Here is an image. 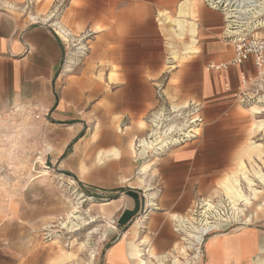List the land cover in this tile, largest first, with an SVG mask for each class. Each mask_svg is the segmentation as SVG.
Returning <instances> with one entry per match:
<instances>
[{"label": "crops", "instance_id": "0c3cea01", "mask_svg": "<svg viewBox=\"0 0 264 264\" xmlns=\"http://www.w3.org/2000/svg\"><path fill=\"white\" fill-rule=\"evenodd\" d=\"M42 1V13L54 9L58 11L56 19L53 13L51 17L42 13L26 17L24 11L15 9L17 0H0L13 5V9L0 10V111L32 108L55 122L72 120L68 124L72 130L67 133L69 139L57 144L62 149L54 156L55 161L69 140L88 128L91 114L103 111L124 118L146 113L154 106V85L160 74L149 67L172 62L166 44L176 39L168 25L184 9L189 13L185 19L195 26L197 41L193 52L185 51L191 41L186 33L182 40L185 45L178 51L179 68L169 76L166 88L170 92L173 88L181 98L203 103L206 119L212 112L226 110L233 120L228 124L208 122L198 139L154 158L145 171L149 189L138 193V200L133 195L129 196L131 201L125 198L139 213L142 198L153 205L154 210L146 214L145 229L139 230L138 221L130 227L119 226L114 240L103 249L99 264H140L132 246L141 248L149 258L165 256V261L175 258L180 264H264L263 220L261 224L211 235L193 257L182 249L180 235L174 230L176 217L185 215L196 200L220 193L225 177L246 171V136L239 124L242 115L224 86L237 84L241 71L251 78L256 71L251 62L226 71L206 70L210 63H227L233 58V48L222 36V14L208 8L204 0H64L61 10L60 0ZM29 16L35 21L28 20ZM59 28L71 35L88 36L84 41L88 54L74 74L62 67L65 43ZM95 66L102 68L91 73ZM124 67L136 68L131 71ZM99 72L104 74L102 79ZM126 72L131 73L129 79ZM114 80L124 83L112 95L100 82L108 85ZM80 113L82 119L76 124L75 114ZM231 128H235L233 135H239L231 140L220 139L213 131ZM103 157L116 164L133 161L130 155L123 157L122 149L99 159ZM124 171L115 176L130 179L132 165L126 164Z\"/></svg>", "mask_w": 264, "mask_h": 264}, {"label": "rangeland", "instance_id": "374dc122", "mask_svg": "<svg viewBox=\"0 0 264 264\" xmlns=\"http://www.w3.org/2000/svg\"><path fill=\"white\" fill-rule=\"evenodd\" d=\"M24 1L17 0L15 9L24 11L26 17L42 13V0H33L25 9L27 0L22 4ZM63 6L64 0H60L58 9L61 10ZM51 13L56 19L58 11L54 9L48 8L42 14L51 17ZM28 20L32 21L30 18ZM87 37V34H68V41L62 38L65 43L62 67L64 66L65 72L74 74L83 66L88 54L84 43ZM257 37L264 38V30L258 31ZM175 39L176 41L166 44L169 47L167 56H174L170 60L172 62L166 60L162 66L149 67L154 68L156 75L160 74L154 85V106L146 113L124 118L103 111L91 114L88 128L82 131L81 136L78 134L69 140L57 161L53 158L62 149L57 144L69 139L67 133L72 130L68 124L72 120L55 122L40 112L32 111V108L0 111V264H56L55 261L58 264V260L60 264H99L103 249L120 231L118 220L123 215H130L126 225L130 227L150 209L154 210L153 205L147 204V201L145 203L144 198L140 213L133 211V204L125 202L126 197L131 201L129 196L132 195L138 200V193L149 189L147 173L139 175L141 169L145 167L148 171L154 158L198 139L208 122L222 121L228 124L233 121L226 110L221 114L212 112L210 119H206L207 109L203 103L181 98L173 93V88L172 92L168 91V78L179 68L176 66L179 48L185 45L183 39ZM101 68L95 66L91 73L98 69L100 71ZM125 68L133 71L136 67ZM98 74H101L102 79L103 72ZM126 76L129 79L131 73L126 72ZM100 83L107 93L113 95L120 90L124 80H114L108 85L104 81ZM238 85L239 78L237 84H233V89L230 87L231 90L234 91ZM232 91L225 92L230 96ZM230 100L239 107L242 115L239 124L244 128L246 136V171H243L249 173L253 188L261 192L248 208L239 204L237 208L243 210V215L236 218L231 210L234 223L228 231L264 221L263 107L246 105L233 96ZM253 106L258 107L260 115L250 110ZM36 114L40 115L38 120L34 119ZM82 116V113L75 114L76 124ZM193 118L196 119L194 123L191 122ZM233 129L213 131H217L216 135L220 139L227 137L231 140L239 136L233 135ZM151 131L159 132V138L148 139ZM142 139L155 145H152V149L139 147ZM253 145L260 151L251 149ZM118 149H122L123 157L130 155L133 161L127 163L121 160L116 164L104 157L99 159L100 155L115 153ZM126 164L132 165V177L125 179L115 176V173L125 174ZM240 185L248 195L245 181L241 180ZM205 197L219 202L216 214L213 215H220L218 220L225 218L221 213H224L221 208L224 205L222 200L225 201L222 190ZM192 209L193 206L190 212ZM195 220L199 224L204 222L202 211H196ZM111 221H116L117 224L112 225ZM184 246L182 243V249ZM172 259L165 264H171ZM148 260L155 264L153 257Z\"/></svg>", "mask_w": 264, "mask_h": 264}, {"label": "built area", "instance_id": "2783aa9c", "mask_svg": "<svg viewBox=\"0 0 264 264\" xmlns=\"http://www.w3.org/2000/svg\"><path fill=\"white\" fill-rule=\"evenodd\" d=\"M32 3L33 0H27L24 9ZM204 3L208 8L222 14L224 22L222 36L233 48L231 61L218 64L210 63L207 70L226 71L231 67H240L251 62L256 71L255 78L249 77L246 72H241L238 87L232 91L226 84L224 90L232 91L233 98L241 99L246 105H260L264 110V38L257 37V32L264 30V0H204ZM10 9H13L11 5L0 3V10ZM39 118V114L34 116L35 120ZM191 122H196V119L193 118ZM222 202L224 205L221 208L224 213H221L225 215V218L221 220L217 219L220 215L216 217L213 215V213L216 214L215 209L219 202L216 199L208 198L198 199L193 205L192 212L189 210L185 215L174 220V230L180 235V240L185 244V247L189 248L186 251L191 257L201 251L204 241L211 235L226 232L233 227L234 221L231 218L230 205L226 199ZM196 211H202L204 216V222L201 224L195 220ZM142 217L138 220L139 230L145 229L143 224L147 217L146 215ZM111 224L114 225L117 222L111 221ZM202 228L207 231H203ZM142 254V257L147 256ZM153 261L158 264L154 258Z\"/></svg>", "mask_w": 264, "mask_h": 264}, {"label": "bare ground", "instance_id": "6f19581e", "mask_svg": "<svg viewBox=\"0 0 264 264\" xmlns=\"http://www.w3.org/2000/svg\"><path fill=\"white\" fill-rule=\"evenodd\" d=\"M187 2V1H186ZM184 6V5H183ZM187 6V5H186ZM185 8V6H184ZM181 9V8H180ZM189 13L187 11L184 10H180L179 13H178V16H176L174 19H172L171 21V27H170V32L173 33V36L175 38H177L178 40H182L186 33H188L190 35V44H188L186 47H185V51H188V52H193V45L194 43L197 41L194 40V27L191 23L187 22V20L185 19L186 16H188ZM29 18L32 20V21H35V18L34 17H31L29 16ZM194 20V19H193ZM192 20V21H193ZM195 24V23H194ZM57 29V28H56ZM196 29V28H195ZM57 33V32H56ZM58 33L61 35L62 38L68 40V33L63 30L62 28H59L58 29ZM189 38V37H188ZM197 51V50H196ZM172 54V53H171ZM174 58V56H172ZM172 58V59H173ZM250 110L255 113V114H258L260 115L261 114V111L258 110V107L257 106H253L250 108ZM262 112H264V110H262ZM262 122V121H261ZM153 123V122H152ZM161 123V122H160ZM259 124V123H258ZM156 125V124H155ZM161 125V124H160ZM262 127H264V122L262 123L261 125ZM260 127V126H259ZM157 128V127H156ZM172 128V127H171ZM170 128V129H171ZM158 129V128H157ZM169 129V128H168ZM259 129V128H258ZM154 131V130H153ZM151 131V134H150V138H154V139H158L159 138V132H153ZM167 131V130H166ZM161 132V131H160ZM174 132V130H173ZM165 136V134H164ZM167 136V135H166ZM171 136V135H170ZM160 140V139H159ZM153 141V140H152ZM161 141V140H160ZM165 142V141H164ZM177 142V141H176ZM139 144V143H138ZM141 144V145H140ZM140 144H139V147H145L147 149H152V145H155L153 144L152 142L148 143L146 140H141L140 141ZM162 145V144H161ZM251 149L255 150V151H260L257 146L253 145L251 146ZM262 153V152H260ZM249 159V158H248ZM251 163V162H250ZM255 165V164H254ZM264 165V164H263ZM256 167V166H255ZM257 168V167H256ZM145 167L143 169H141L140 171V174L139 175H143L145 174ZM245 171V170H244ZM241 172L239 175H236V176H227L223 179V181L220 182V189L222 190L223 194H224V197L225 199L229 202L230 204V207H231V210L232 212L234 213L233 215L237 218L239 215H243V210L242 209H238L237 207L239 206V204H243L245 206H250L251 205V202H253L254 199L257 198V196H259L260 192L257 191L256 189L253 188V182L251 181V179L249 178V173H244ZM240 172V171H239ZM238 173V172H237ZM259 174V173H258ZM262 174V173H261ZM260 174V175H261ZM239 176V177H238ZM256 177V176H255ZM243 180L245 181L246 185H247V190H248V195H246L242 189H241V185H240V181ZM256 180V179H255ZM264 181V180H263ZM260 183V182H259ZM247 192V191H246ZM264 194V193H263ZM263 199V198H262ZM262 205L264 206V203H262ZM262 207V206H261ZM261 209V208H260ZM126 215V214H125ZM175 217V216H174ZM177 218V217H176ZM173 219V218H172ZM203 231H207V229H203ZM146 243V242H145ZM148 244V243H146ZM143 245V244H142ZM141 245V246H142ZM140 246V247H141ZM143 248V247H142ZM185 251L186 249H189L188 247H185L183 248ZM132 250H133V253H135V256L138 258L140 264H152L150 260H148L147 257H142V251L140 248L138 247H135V246H132ZM132 252V251H131ZM150 253V252H148ZM151 254V253H150ZM169 254V253H168ZM65 255V254H64ZM133 255V254H132ZM149 256V255H148ZM173 256V255H172ZM67 258V257H66ZM65 258V260H66ZM135 258V257H134ZM136 258V259H137ZM168 258V257H167ZM69 259V258H68ZM158 264H165V256L164 258H154ZM64 260V261H65ZM137 261V260H136ZM56 264H57V261H55ZM58 264H60V261L58 260ZM54 263V262H53ZM171 263L172 264H180L178 262L177 259L173 258L171 260ZM63 264V263H61Z\"/></svg>", "mask_w": 264, "mask_h": 264}, {"label": "water", "instance_id": "95a60500", "mask_svg": "<svg viewBox=\"0 0 264 264\" xmlns=\"http://www.w3.org/2000/svg\"><path fill=\"white\" fill-rule=\"evenodd\" d=\"M130 220V215H123L119 220H118V225L119 226H126Z\"/></svg>", "mask_w": 264, "mask_h": 264}]
</instances>
